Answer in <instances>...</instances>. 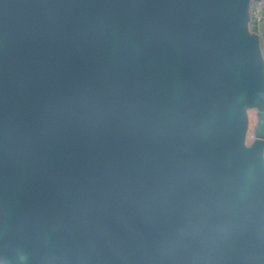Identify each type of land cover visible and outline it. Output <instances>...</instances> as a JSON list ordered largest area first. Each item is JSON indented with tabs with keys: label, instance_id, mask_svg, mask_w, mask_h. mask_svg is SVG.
I'll use <instances>...</instances> for the list:
<instances>
[{
	"label": "water",
	"instance_id": "1",
	"mask_svg": "<svg viewBox=\"0 0 264 264\" xmlns=\"http://www.w3.org/2000/svg\"><path fill=\"white\" fill-rule=\"evenodd\" d=\"M252 1L0 0V264H264Z\"/></svg>",
	"mask_w": 264,
	"mask_h": 264
},
{
	"label": "rangeland",
	"instance_id": "2",
	"mask_svg": "<svg viewBox=\"0 0 264 264\" xmlns=\"http://www.w3.org/2000/svg\"><path fill=\"white\" fill-rule=\"evenodd\" d=\"M251 9H252V16H253L252 23H253L254 19L256 20L261 14L264 15V1L263 2L253 1ZM263 26L264 24L262 23L260 25V29H262ZM249 116H250V128H249L247 142L251 143L255 137L254 136L255 126L257 123V116L254 109H251L249 111Z\"/></svg>",
	"mask_w": 264,
	"mask_h": 264
},
{
	"label": "flooded vegetation",
	"instance_id": "3",
	"mask_svg": "<svg viewBox=\"0 0 264 264\" xmlns=\"http://www.w3.org/2000/svg\"><path fill=\"white\" fill-rule=\"evenodd\" d=\"M263 1H261V2H263ZM251 8H252V4H251ZM252 20H253V16H252V9H251V20H250L249 27H250L251 32H255L259 35L260 46H261V50H262V54H263V58H264V26L262 27V29H260V25L262 23L264 24V15L261 14L256 20L254 19L253 23H252ZM254 110L256 112L257 122H258V110H256V109H254ZM256 126H257V123H256ZM256 126H255V129H256Z\"/></svg>",
	"mask_w": 264,
	"mask_h": 264
}]
</instances>
